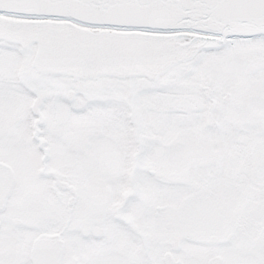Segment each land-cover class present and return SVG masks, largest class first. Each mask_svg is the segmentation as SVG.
Masks as SVG:
<instances>
[{"label":"snow or ice","instance_id":"snow-or-ice-1","mask_svg":"<svg viewBox=\"0 0 264 264\" xmlns=\"http://www.w3.org/2000/svg\"><path fill=\"white\" fill-rule=\"evenodd\" d=\"M0 264H264V0H0Z\"/></svg>","mask_w":264,"mask_h":264}]
</instances>
